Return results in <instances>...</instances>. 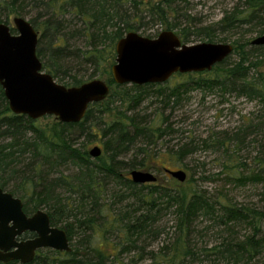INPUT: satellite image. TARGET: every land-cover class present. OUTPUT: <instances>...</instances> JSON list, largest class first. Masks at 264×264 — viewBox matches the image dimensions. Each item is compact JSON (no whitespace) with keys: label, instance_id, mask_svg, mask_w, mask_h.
Wrapping results in <instances>:
<instances>
[{"label":"trees","instance_id":"16d2710c","mask_svg":"<svg viewBox=\"0 0 264 264\" xmlns=\"http://www.w3.org/2000/svg\"><path fill=\"white\" fill-rule=\"evenodd\" d=\"M174 2L0 0V22L9 23L14 16H29L28 20L38 32L36 54L43 70L60 81L68 75L67 81L57 82L77 86L90 79L83 80L76 72L71 74V68L63 69L61 63L78 53L70 49V35L66 34L67 29L74 28L75 19L81 21L82 27L74 31L83 34L89 43L78 57L98 72L108 74V54L112 65L116 41L127 32L135 31L145 17H155L166 30L179 28ZM215 25L224 34L219 41L229 39L233 45L231 54L235 53L237 59L229 62V56L226 57L210 72L205 71L213 72L206 78L202 77L203 72L184 75L199 74L195 81L197 86L236 92L249 101H256L259 108L257 125L251 121L228 134L209 135L201 145L189 140L175 148L155 151L156 142L171 133L167 119L159 113L156 118L147 120L135 112V105L148 94L149 88L169 99L178 96L179 86L166 92L160 84L128 87L110 79L108 96L91 103L79 122L63 123L54 118L42 124L40 119L11 112L0 85V188L20 198L26 214L46 208L51 224L64 228L68 239L70 235L71 240L73 228L81 234L82 242H78V247L71 246L70 252L39 249L27 264H97V260L103 264L108 258L117 264H132L120 261L123 252L133 253V257L139 256V259L148 258L154 264H264L259 260L264 254V208L237 203L228 194L204 193L191 183L192 176L183 186H170L158 181L135 184L123 174L154 166L177 169L184 167L181 160L197 149L216 148L220 151V164L207 178L223 175L228 182L242 186L264 183V159L258 157L255 163L259 168L249 171L246 162L237 156L248 133H264V70L260 69L264 67V45H251L247 37L264 34V0H243L225 11ZM211 29L213 27H203L195 33L205 34L212 42L215 35ZM180 30V40L187 41L186 28L180 27ZM14 31L11 28V32ZM116 102L126 103V109L117 107ZM88 133L102 137V153L94 159L85 149L73 146L72 134ZM24 161L27 163L20 169L18 165ZM66 164L75 166L77 171L72 175L61 172L55 177H46L52 172L56 174ZM102 177L108 178L116 190L121 189L113 192L109 203H100ZM59 188L66 189L69 196L58 195ZM72 196L77 199L76 209L70 207ZM124 200L127 201L125 206L115 207ZM88 204L91 209H85ZM165 210H171L174 215V234L157 251H149L148 257H144V247L137 243L158 234L156 222ZM199 220L206 225L200 226ZM111 233L116 234L117 241L110 247L108 235ZM30 236L32 233L24 234V237ZM211 237L213 243H210Z\"/></svg>","mask_w":264,"mask_h":264},{"label":"rangeland","instance_id":"374dc122","mask_svg":"<svg viewBox=\"0 0 264 264\" xmlns=\"http://www.w3.org/2000/svg\"><path fill=\"white\" fill-rule=\"evenodd\" d=\"M243 0H175L174 6L177 8V22L179 28L173 29V31L181 38L180 27L186 28L187 32V41H182L185 44H194L197 42L208 41L205 34H197L196 29H202L203 27H213L210 32L214 33L215 36L212 42H230L229 39L225 41H219V38H222L224 34L219 32L216 28V23L221 19L225 11L230 10L232 7L237 4H241ZM33 13V12H31ZM189 16L187 19L186 16ZM27 20L29 16L24 17ZM191 23L190 26L188 24ZM10 25L12 20L9 21ZM75 24L74 28L81 29L82 23L78 19L73 21ZM188 27V28H187ZM74 28L67 29L66 34L70 35V49L78 52L77 56L71 55L61 61L64 66L63 69L71 68L68 73L74 74L78 73V77H81L83 80L87 79H101L104 80L109 86L111 75V62L110 56L108 54V74L100 73L90 64H85L82 62L81 52H83L88 47V41L83 36V34H78L74 31ZM166 30L164 26H161L155 17L150 18V16L145 17L142 20L141 24L138 25V28L135 30L143 36L150 38H155L161 31ZM16 32V31H14ZM179 33V34H178ZM256 34H250L247 37H250V40L255 37ZM232 37H236L233 36ZM71 53V52H70ZM78 55L80 57H78ZM237 59L235 53L229 55V62H234ZM264 64V62H263ZM260 69L264 70V67ZM211 71V70H210ZM207 71V72H210ZM67 73V74H68ZM198 73V72H194ZM203 78H206L212 73H206L203 71L201 74ZM199 74H192L191 76L183 74H175L170 77L167 81L163 83H158L163 89L168 92L169 89L176 88L179 89L178 96H172L169 99L158 96L153 93L151 88L143 100L135 105V112L142 117H145L147 120L156 118L159 113H163L167 123L170 125V131L168 135L163 136L160 142H156L155 151H163L165 148L176 147L177 144L186 143L189 140L201 145V141L209 135L214 134H228L232 131H235L237 128L242 127L247 122L257 125L256 114L258 112L259 105L256 101H249L242 96H238L236 92L225 91L220 88H207L202 86H197L195 84L196 78ZM68 75H65L63 81H60L59 78H56V81L65 82L68 80ZM113 80V79H112ZM181 84H185L184 86ZM131 85V84H126ZM155 88V87H152ZM164 100L166 103L162 102ZM120 109L125 110L127 104H120L116 102L115 104ZM129 113H132L129 112ZM47 117V118H46ZM54 116L45 115L38 119L41 120L42 124L48 123L54 120ZM73 146L80 147L89 151L93 146H99L102 150V137L100 136H91L89 133L86 135L72 134ZM220 151L216 148H206L197 149L193 154L188 155L186 158L182 159L184 167H179L177 169H183L187 178L184 182H178L173 179L171 176L164 172V168L160 166H154V168L143 169L152 172L156 177L158 182L165 183L170 186H183L188 183V179L192 176V184L195 185L198 189L202 190L204 193L207 192L212 195L216 194H228L229 197L237 203H242L244 205L257 206L264 208V183H248L244 186L236 185L234 183L228 182L223 175L220 178H207L211 176V173L218 170L220 164ZM130 154H133L130 153ZM128 154V157L130 156ZM244 162L247 164V170H257L259 166L255 163L258 157L264 159V133H248L246 136L243 145L239 148L237 152ZM94 159V158H93ZM26 160V159H24ZM158 164L161 163L160 160H157ZM27 161H24L18 165L20 169L25 167ZM47 170V168H44ZM77 171V168L71 164H66L59 168V172L47 174V178L52 176L59 175L63 172L64 175H72ZM123 174H127L123 172ZM129 177V176H128ZM102 186L103 193L101 195L100 203H109L112 200L113 192L121 190H116L114 184L108 180V178L102 177ZM18 181V180H17ZM153 183H157L156 181ZM57 194L61 197L69 196V192L64 188H59ZM71 195V194H70ZM72 202L70 206L73 209H76L77 199L75 196H72L69 199ZM119 202V201H118ZM127 203L126 200L117 203L115 206L123 207ZM91 209V205L85 206V209ZM46 209V208H42ZM81 209V208H80ZM202 222V223H201ZM174 215L171 210H165L158 216L156 222V231L157 235H149L144 241L137 243V245L144 247V257H148L149 251H157L158 248L167 243L168 239L171 238L174 234ZM198 224L200 226L206 225V222L199 220ZM59 227V226H58ZM64 229V228H63ZM73 235H69V243L75 248L78 242L81 241L80 232L73 228ZM77 231V232H76ZM76 232V233H75ZM70 234V233H69ZM207 239V238H206ZM108 241L110 247L114 242L117 241V236L114 233L108 235ZM82 242V241H81ZM213 237L210 238V243H213ZM78 247V246H77ZM109 247V246H108ZM93 254V253H92ZM133 253L128 254L123 252L121 258L123 263L133 262L132 264H154V262L148 258L139 259L138 257H133ZM89 258H92L89 255ZM94 260L96 258L93 256ZM259 260L264 261V254L260 256ZM101 264V262H96ZM103 264H117L111 258H108L103 261Z\"/></svg>","mask_w":264,"mask_h":264},{"label":"water","instance_id":"95a60500","mask_svg":"<svg viewBox=\"0 0 264 264\" xmlns=\"http://www.w3.org/2000/svg\"><path fill=\"white\" fill-rule=\"evenodd\" d=\"M12 24L0 22V85L11 112L34 120L52 115L59 122L76 123L91 103L108 96L109 85L98 78L77 86L58 83L42 68L36 54L38 32L30 21L14 16ZM250 44L264 45V34L253 37ZM114 49L110 68L114 83L144 85L163 83L176 73L209 71L231 55L233 45L209 41L185 44L173 30L161 31L155 38L129 31L116 41ZM101 153L96 145L88 151L91 158ZM164 172L181 183L187 178L183 169L165 168ZM128 176L135 184L157 181L152 172L143 169H132ZM26 232L34 235L21 238ZM43 248L72 249L65 229L52 225L44 209L26 214L22 200L0 188V262L27 264Z\"/></svg>","mask_w":264,"mask_h":264},{"label":"flooded vegetation","instance_id":"af4514ba","mask_svg":"<svg viewBox=\"0 0 264 264\" xmlns=\"http://www.w3.org/2000/svg\"><path fill=\"white\" fill-rule=\"evenodd\" d=\"M26 233H30V232H26ZM25 234V233H24ZM24 234L22 235V237L21 238H28V237H24ZM34 234L32 233V236H33ZM32 236H30V237H32Z\"/></svg>","mask_w":264,"mask_h":264}]
</instances>
